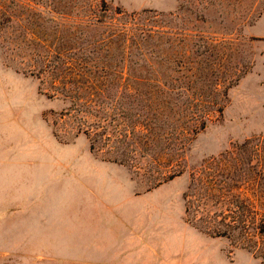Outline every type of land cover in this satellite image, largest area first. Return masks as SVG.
<instances>
[{"label": "rangeland", "instance_id": "1", "mask_svg": "<svg viewBox=\"0 0 264 264\" xmlns=\"http://www.w3.org/2000/svg\"><path fill=\"white\" fill-rule=\"evenodd\" d=\"M260 19L264 0H0V264H262L183 198L241 204L264 261Z\"/></svg>", "mask_w": 264, "mask_h": 264}, {"label": "trees", "instance_id": "2", "mask_svg": "<svg viewBox=\"0 0 264 264\" xmlns=\"http://www.w3.org/2000/svg\"><path fill=\"white\" fill-rule=\"evenodd\" d=\"M117 13L121 14V12H117ZM131 30L137 33L138 31H140L139 33H141V35L144 34L145 32L139 29L138 25L132 29L128 27H123L120 29L121 33L123 34H129V31ZM146 75L147 77H145L143 73H139L138 78L142 79L143 81H147L150 78V75L149 73H147ZM146 108L150 110L149 105L145 104L142 106V110H145ZM89 139H90V149L97 153L99 149L95 146V139L94 140L91 138ZM111 160H115V159L111 158ZM180 174H181L180 171L178 172L173 171L170 175L165 176L162 180L155 179L154 180V182H156L155 185H159L162 182L171 180ZM226 178H227L226 185H228L227 181H229V179L228 177ZM199 190L200 187L197 188L195 186L193 187L190 185V187L188 188V192L184 193L183 195V198L185 200L186 221L202 233H205L212 237H226L230 239V241H233L236 231L239 230V232H242L243 235H245V237L242 239V242L238 241L240 248L250 251V253H252L254 257L259 258L262 261V264H264L262 256L260 254L257 255L255 250L251 251V249H253L252 241L250 240V236L248 232H246L247 229H249L251 222H253L254 220L253 214L250 212L248 214L247 213L241 214L240 209L242 208V206L241 204L237 205L235 203V200L229 202L228 205L224 206V209L220 211V213H213L210 212L209 210H206V213L203 211H199L201 210V206L208 207L206 205L207 201H211L212 203V201L214 200L213 198L215 197L213 193L204 195V191L200 193ZM220 197L223 199H219L220 201L215 200L216 205L225 204V201H222L225 199V196L222 195ZM226 198L228 197L226 196ZM255 231L257 234L264 235V216L259 219V223L256 225Z\"/></svg>", "mask_w": 264, "mask_h": 264}, {"label": "crops", "instance_id": "3", "mask_svg": "<svg viewBox=\"0 0 264 264\" xmlns=\"http://www.w3.org/2000/svg\"><path fill=\"white\" fill-rule=\"evenodd\" d=\"M250 35L256 38L259 44L254 56L252 69L244 80L243 103L248 104L246 109L251 113H264V21L260 19ZM257 46V45H256ZM245 111V110H244ZM253 118H264V116H254Z\"/></svg>", "mask_w": 264, "mask_h": 264}]
</instances>
